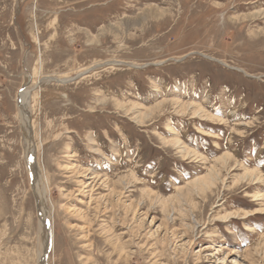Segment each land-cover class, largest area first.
<instances>
[{
	"label": "rangeland",
	"instance_id": "1",
	"mask_svg": "<svg viewBox=\"0 0 264 264\" xmlns=\"http://www.w3.org/2000/svg\"><path fill=\"white\" fill-rule=\"evenodd\" d=\"M0 264H264V0H0Z\"/></svg>",
	"mask_w": 264,
	"mask_h": 264
},
{
	"label": "bare ground",
	"instance_id": "2",
	"mask_svg": "<svg viewBox=\"0 0 264 264\" xmlns=\"http://www.w3.org/2000/svg\"><path fill=\"white\" fill-rule=\"evenodd\" d=\"M260 14V13H259ZM243 25V24H242ZM261 42V41H260ZM111 66V65H110ZM81 75H82V73H81ZM27 96H28V94L27 93H25V92H22L21 94H20V98H21V103H20V105H21V107H22V110L25 112L26 111V108H27V101H26V98H27ZM22 111V112H23ZM204 131V130H203ZM209 134V133H208ZM202 135V134H201ZM214 135V134H213ZM35 164V163H34ZM34 167H35V165H34ZM35 170V169H34ZM214 182V180L213 179H209V180H204V183H206V186H207V188H209V187H212V186H214L215 184L213 183ZM43 207V206H42ZM46 212H47V210H46ZM44 226H45V228H46V232H47V250L50 248V247H52V238H53V236H52V229H51V226H50V224L46 221L45 223H44Z\"/></svg>",
	"mask_w": 264,
	"mask_h": 264
}]
</instances>
